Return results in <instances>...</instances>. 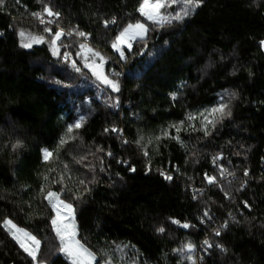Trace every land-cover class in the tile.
I'll list each match as a JSON object with an SVG mask.
<instances>
[{
  "label": "trees",
  "instance_id": "trees-1",
  "mask_svg": "<svg viewBox=\"0 0 264 264\" xmlns=\"http://www.w3.org/2000/svg\"><path fill=\"white\" fill-rule=\"evenodd\" d=\"M143 1L0 0V264H71L50 193L94 264L121 246L137 264H264V0H184L162 25Z\"/></svg>",
  "mask_w": 264,
  "mask_h": 264
},
{
  "label": "rangeland",
  "instance_id": "rangeland-1",
  "mask_svg": "<svg viewBox=\"0 0 264 264\" xmlns=\"http://www.w3.org/2000/svg\"><path fill=\"white\" fill-rule=\"evenodd\" d=\"M195 7L194 3L184 0H144L139 7V15L147 22L154 25H162L172 20L181 21ZM47 10V9H46ZM37 21L47 23L42 15L37 16ZM47 33V31H46ZM146 33V26L140 22L131 24L119 34L113 50L122 57V49H130L134 41L142 39ZM61 32L57 31L52 36V42L61 38ZM21 41L25 46L30 44L29 36L19 32ZM67 55L64 53L63 58ZM74 61L69 63L70 68H74ZM47 200L53 210V232L60 245V253L71 264H94V255L76 239V225L73 218V210L70 205L62 201L55 193H50ZM5 230L15 239L20 248L30 257L34 258L39 250L38 239L30 232L16 227L10 220H5L3 224ZM207 242L199 244V251L206 253ZM186 256L188 262L194 263L197 255L196 249L190 245L186 246ZM115 256L103 264H137L135 257L129 254L127 248H118Z\"/></svg>",
  "mask_w": 264,
  "mask_h": 264
},
{
  "label": "water",
  "instance_id": "water-1",
  "mask_svg": "<svg viewBox=\"0 0 264 264\" xmlns=\"http://www.w3.org/2000/svg\"><path fill=\"white\" fill-rule=\"evenodd\" d=\"M91 70L95 75L100 77L103 82L107 83V80L105 79V76L103 75L99 65H94Z\"/></svg>",
  "mask_w": 264,
  "mask_h": 264
},
{
  "label": "built area",
  "instance_id": "built-area-1",
  "mask_svg": "<svg viewBox=\"0 0 264 264\" xmlns=\"http://www.w3.org/2000/svg\"><path fill=\"white\" fill-rule=\"evenodd\" d=\"M0 36H3V34L2 33H0ZM64 59H67L68 61H69V63H72V58H71V56L70 55H65V57H64Z\"/></svg>",
  "mask_w": 264,
  "mask_h": 264
}]
</instances>
